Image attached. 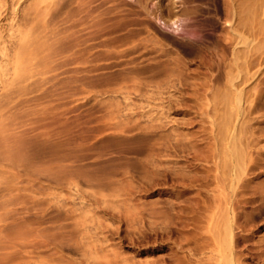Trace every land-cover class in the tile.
<instances>
[{
    "label": "rangeland",
    "instance_id": "rangeland-1",
    "mask_svg": "<svg viewBox=\"0 0 264 264\" xmlns=\"http://www.w3.org/2000/svg\"><path fill=\"white\" fill-rule=\"evenodd\" d=\"M4 1L5 0H0V4L2 5ZM11 1L12 0H10L7 3H10ZM127 1L133 2V4H136L135 0H127ZM156 1L157 0H146L147 7L152 12L151 15L149 14L148 16H150L152 18V20H154L156 22V24L163 31H165L166 33L170 34L171 36H173L177 39H181L182 36L186 34V32H189V27L192 24V22H190V21L192 19L187 18L184 15H180L178 17L176 16L177 20L173 23L172 20H168L167 18H162L161 15L159 14V12L157 11ZM183 1H185V0H175V3H176V5H180L183 3ZM198 3H197V1H193L191 4L196 5ZM177 8H179V7H176L175 9H177ZM206 8H207V5H206ZM208 8H210L212 12H215V10L212 6H208ZM261 8L262 9L259 10L260 13H258V15H260L259 18L257 17L256 14L254 15L255 18H254V16L250 17V21L252 22L254 20L255 22L254 21L252 23L250 22L249 26L253 29L252 24L256 25V26H254V30H255L254 32H256V30L261 31L262 35H260V34H259V36H258V34L254 35L253 31L249 32L247 30L245 32V34L242 36V38H240V40H239V38H237L235 40L234 45H235L236 50H233V48H234L233 45H232L233 47H230L231 45L225 46L224 41L222 43V46L224 45L223 46L224 48L220 47V49H216L218 47H216V46L214 47L213 42H212L213 45L211 46L209 44L210 41H208V44L210 45L211 50H214V51H212L213 54L211 52V58L213 61L219 57V54H221V52H219V51H221V48H223L226 61L227 62L229 60L233 61V59H234L233 57H236L239 60L238 61L239 65H241L240 68L243 69V66L244 67L246 66L245 64L247 63L246 62L247 59H249L250 57L256 58L255 55H257V58L259 59V62H261V64L260 65L256 64V65L252 66L251 68L252 69L254 68L253 70L250 68L244 69L245 73L248 70H252L253 73L251 74L252 71L249 72L252 75V78L250 75H248L249 73L246 74V76L248 77V80L241 85V86H245L247 90L249 89L250 92L252 91L253 95H252V93L249 94V97L247 98L248 100L242 99L240 101V103H238L237 100H234V99L233 100H231V99L223 100L222 98H224V97L221 98L220 95L211 97L212 93L215 92L216 87L212 88V90L209 89L208 90L209 100L198 99V100H194V102H192V105H193L192 112L193 113L191 112V116L193 115L192 117H196V121L193 125L188 126L190 129L187 126H185V129L181 128V126H182L181 121H183L184 118L190 117V115H186V114H184V112L179 111V110L178 111L175 110V112H174V109H171L173 111V112H171V110L169 108L161 106L162 104H160V103H162V100L164 99V97H168V94L170 96H172L174 94V92H177V94H180V92L178 93V89H177L178 87L177 88L175 87L176 88L175 91H174L175 88H173V85L177 84L175 86H178L179 83L173 82V81L177 82V80H169V79L174 78V77H172V75L165 76L167 79L164 80V75H161V73H159V71L157 72L156 68L154 70L153 65L159 59L163 60L164 58H166V60L167 59H171V60L173 59L174 60V58H175L174 61H176V59L179 58L177 56H180L179 59H180V61L182 60L181 62H183L182 63L183 66H184V64H185L184 67L187 66L186 67L187 69L183 68L184 72L187 71L186 73L192 74L193 72L195 73V71L197 72L200 70L204 71V72L207 71V73L210 72V70H211L210 73H214V72H216V70H215L216 68L212 67V68H210V70H209V68L204 70L205 67H202V68H204V69H202L201 67H199L200 66L199 62H198L199 58H195L197 56H195L193 53H186L185 54L184 52L181 51V48L178 44L173 42L171 39H170L171 41L168 40V38H166L165 36H163L161 34H158V33L156 34L152 29H149V32L152 31L154 33L153 34L151 32L155 36V38L158 39L157 40L153 37L154 40H157L158 43L161 45H158L159 49H158V47H155L153 52L150 53V55L146 54V56L145 55L142 56L144 54L143 52L140 53V52L136 51V52H133L135 54L131 53V54L126 56L127 58L126 57L122 58V56L124 57V55H120L119 52H118L119 54L114 52L113 54H110V55L108 53H106L104 50L105 46L103 47V45L102 46L100 45L99 47L97 46L93 49L95 56H94V53L91 54L89 52H82V51H74V53H72L73 51H70V53H72V54L66 52V53H64V57L57 56L58 59H52L51 58V61L52 60L62 61V59L65 58V59H63L64 66L62 65L61 66L62 68L59 69V66L57 65L59 61H57V63H56V61H53V63L55 62L53 64L51 61H49L50 59L47 58V62H49V63H47L45 66L39 68L38 69L39 71L35 72V75L27 82L28 86H27L26 82L24 83L25 84L24 87L22 85H20L23 87V89L19 87L20 91L19 90L18 91L20 92L21 97L19 96L20 98L18 100H20V99L28 100V98H29V100H30V102H32V104H30V102H27V103H29L32 106L34 105L33 104L34 100L35 101L38 100V102H37L38 104H40L39 102H41L42 100H45L46 107L48 108L47 113L49 114V115H47V118L45 120L46 123L49 124V125L47 124L49 126V127L47 126L48 127L47 131L49 130L47 137H49L48 138V144L50 146V148L47 150L48 151L47 152L48 158H46L47 159L46 162H48L47 165H50L52 168L51 167L49 168L47 165H45L47 167L46 177L44 178L43 177L44 174H41V176H39L40 177L39 181H38L39 177L37 176V175H39V174H37L38 173L37 167H35V170L29 175V177L32 181V179L37 174L36 176L38 178L35 177L32 181L34 183V185H36V183L37 184L39 183V185H40V181L44 182V183L48 182L46 184L47 185L49 184L48 185V189H49L48 192L49 193H47L48 194L47 196L49 199L48 204H49V207L51 209V211H50V209H49V211L51 213L49 212L48 222L46 221L44 225L42 224V226H39L38 225V223H39L38 222V213H36V210H34L36 214L34 215L35 218L34 217L33 218L36 220H35V223H33L35 226L33 227V225H32V227H33V229L34 228L35 229L33 231H31L34 234V236L32 234V236L34 237L33 238L34 241L40 242L38 244L39 247L36 249V251H40V252L45 251V254L47 252L48 253V256H47L48 260H50L49 264H162L163 262L166 264L167 261H168V263H170L172 261V259H171V253L172 252H170V251H173V250H180V251H178V253L182 257V261H183L182 264H189L190 262H191L190 264H194V263L197 264V262H195L194 259L192 260L193 257L191 258L188 254L190 252V246H188V247H186V246H187V244H189L191 246L194 244L193 246H195L196 242L199 243L200 241H197V239H196V242H195L194 240H195V238H197V236H195V238L193 237L194 239H192L191 236L189 235L188 240H192V242L194 241L193 243L192 242L188 243V241L187 242L184 241V242H186V244L183 242L182 247H178L179 245L176 246V241H179L180 234H183V233L180 232L177 227H175L176 226L175 220H177V219H175V214H177V216H178V217L176 216L178 218V221L176 223L179 222L177 226H179L180 222L183 220V219H180V221H179V216H182V214H183L182 211L186 210L184 212V214H185L184 219L186 216L189 219L186 217L187 219H185V223L190 221V223L187 224L188 226H189V224L190 225L198 224L199 227L201 225H203V229L205 231H206V227H208L209 225H207L208 223H206V221L202 220V219H205V217H203V215H205V214L210 215L211 214L210 216L213 217L212 223H214L215 226L214 225L211 226L212 223H209L210 224L209 227H212L211 229L215 228L217 230L218 227L216 228V226L219 225L220 220H222V218H223V215L226 217L229 215L228 217H230L233 220V223L235 222V218L233 216H231L234 213H233L232 208L230 207V206L233 207V205H235L234 204L235 201L239 202V203L236 202L238 204L237 212L240 213V214H238L240 216H237L239 228H240V225H243V228L245 227L243 230L239 229V231L242 234H245V238L242 242V245H244L242 255H245V253H246L245 251L248 250L247 254H246L248 256H246V255L243 256L244 261H243V258L241 256V260L244 262V264L247 262H248V264H264V261H262V259L264 260V210H263L264 207L262 206L264 204V202L262 203L264 196L262 195L263 193H261V192H263V189H264V83L263 84L261 83V81L264 80V41H263L264 39L260 40V39H262V37H264V10H263L264 4ZM145 14L146 13L144 12L143 16H145ZM261 14H262V16H261ZM222 16L224 17V15L220 14L218 17H222ZM13 17H14V10H13L12 5L9 7L8 12L5 11L4 9H2V14L0 16V89H1L0 92H2V87L6 84L5 83L6 82L5 74L7 72V69H9L11 66L10 65L11 63L9 62V58L12 54L13 41L15 39L13 36L15 34V31L11 28V25L14 22ZM223 19H222V21H223ZM213 30L208 29L207 31H210V33L213 36V40H214L215 38H217V36H219L220 32L216 31V30L213 31ZM145 31L147 32V30H145ZM145 31H143V34L140 33L141 36H143V37L145 36L144 35ZM120 32H122V31H120ZM120 32H119V34H118V32H115L114 36L120 35ZM215 32H219V33L217 34ZM214 33L217 35H213ZM140 34H139V36H140ZM214 36H215V38H214ZM137 37L138 36H136L135 38L141 39L140 37H138V38ZM97 40H99V39H97ZM213 40H211V41H213ZM158 43H156V44H158ZM156 48L159 51H163V52H161L163 54L161 55L160 52H158V53L156 52L157 55H153V54H155L154 52L156 51ZM100 49H103V50H101L102 51L101 53H104V54L99 56V54H101ZM217 50L219 53L217 52ZM215 52H217V54H214ZM261 52L263 53V55H262L263 58L262 57L260 58L258 56V54L261 56V54H260ZM82 53H83L84 57L82 56ZM159 53H160V56L158 55ZM66 54L68 55V57H66L67 56ZM74 54H75V56H73ZM117 54H118V57H119V55L121 57L118 58L116 56ZM138 54L139 55L141 54V56L138 57L139 56ZM147 55H149V57ZM88 56L90 58L92 57V59H90ZM73 57H75V58L71 59ZM79 57H81L80 62L78 61ZM53 58H56V56ZM87 58H89V61L92 62L93 64L92 63L89 64V62H86ZM137 58L138 59L141 58L140 61H142V59H145V58L146 59L148 58V59H147V61H146V59L143 60V63L137 64L138 63ZM66 59L69 60L70 63H68V61L66 62ZM136 59H137V61H135ZM195 59H197V60H195ZM73 60H77L78 62L73 61ZM93 60H94V62H93ZM122 60H123V62H122ZM151 60H152V62H150ZM127 61H128V63L130 61H132V62H130L131 64H128ZM145 61L148 64H146ZM96 62L98 63L97 65L99 67H97ZM184 62H186L187 65ZM85 63L89 64L88 66H91L90 67L91 69L89 68V71H88V66L85 65ZM151 63L153 64L151 67L152 69L147 68L146 65L147 66L151 65ZM141 64H143L144 66L143 65L141 66ZM137 65H140L141 67L139 68V66H137ZM57 66H58V69L56 68ZM85 66H86V68H84ZM125 66H127V67H125ZM144 67L146 70L144 69ZM93 68L95 70H93ZM213 70H215V71L213 72ZM254 70H255L256 74H254ZM235 72H236V70H235ZM210 73H208V75ZM170 74H172V73H170ZM244 74H243V72H242V74L239 73L240 76L244 75ZM170 76H171V78H170ZM60 77H62L63 79H61ZM133 77H135V78H133ZM168 77H169V79H168ZM161 78H162V80H164L163 83L164 84L167 83L168 85H170L174 92L172 91V89L169 90L168 88L165 87V86L169 87L167 84L164 86L161 84V87L158 86V82ZM190 79H192V77H190ZM239 79H240V77H239ZM169 81H172V83ZM160 83H162L161 80L159 82V85H160ZM217 85L220 86L222 84H220V85L217 84ZM257 85L260 87V89L257 88L258 87ZM222 86L224 87V85H222ZM222 86H220V87H222ZM132 87H134L135 89ZM137 87H139V90H137L138 89ZM154 88L155 89L157 88V89L155 90ZM255 88H257V89H255ZM221 89L222 88H220V90ZM225 89L227 90V88H224V90ZM224 90L222 92H224ZM150 91L153 93H151ZM156 91H157V93H156ZM166 91L168 94H165ZM149 92L151 93V95H150L151 97L149 96V94H150ZM160 92H161V94H159L160 97H158L159 96L158 93H160ZM169 92H171V93H169ZM153 94H154V96H152ZM156 94L158 95L157 96L158 98H156V96H155ZM176 95L174 94V97ZM257 95L259 98L255 97ZM160 98H161V100H160ZM158 100L160 101V103ZM134 101H136V102H134ZM132 102H134L133 104L136 106V107H134L136 110H134V108L132 109V106H134L132 104ZM252 102H253V105H252ZM138 103L141 106L140 109L138 107L139 106ZM38 104L33 106V107L36 106V108L38 110L34 109V110H36V111H34L33 107H32V111H30V112H32L31 114H33V112H36L38 114L40 113V109L38 108V106H39ZM233 105H235V106H233ZM250 105H251V107H250ZM39 107L41 108V105ZM167 109H168V117H166V119L168 118V120L170 122H167L168 120L166 121V119L164 117L162 118V116H161L163 114L162 112L164 110H165L164 114L166 113V115H167V112H166ZM251 109H252V112L249 111ZM137 112H141V114L137 113ZM228 112H232V113L234 112V115L237 117V122H238L237 130H238L239 134H247L248 135V133H250L253 130L252 131L253 133H250L248 135L250 137L251 141H253L255 144V147H254V144H252V142H251V146L253 145L252 147L254 150H252V147L250 148V150L254 151L253 155H255V156H253L254 158L251 160V162L254 163L255 161L256 162L258 161L260 163V165H259V163L256 164V166H254L253 164L248 165L247 168H249L250 165H253L254 169L253 170L250 169V168H253L252 166L249 168L250 170L246 169V171L247 170L251 171V172H249L250 174H248V171H247V173L245 171V173H246V174L244 173L245 176L242 175V179H240V181H239L240 184L238 183L239 185H242V186H239V188L237 187L240 192L238 191V189H236L237 192L235 191L234 194L237 195V197L234 195L235 197H233V199L235 198V200H233L231 197L227 198L228 202L225 200L226 199L225 195H226V197H228L227 191L231 192L230 183H231V179L235 175L233 174L234 171L231 170L230 164L227 165V166H229L228 168H230V169H228L227 166L223 165V167L225 166V169L227 168V170H225L223 168L224 171L221 170L222 172H224V174L221 173L223 176L221 174H218V175L220 177L222 176L221 182L222 183L224 182L223 183L224 186L221 185L222 184L221 182H219V185L223 186L224 188L225 187H228V188L224 189L218 185V189H220L219 187H221L222 189H220V190H223V192L225 191L226 194H224L225 193L224 192L223 195L220 194L218 196L221 198L224 197L225 199L224 198L219 199L218 197H216L217 202L221 201V200H223L221 202H224V200L227 202L226 205H225V202L223 203V207H224L223 208V207H221L222 206L221 202L220 203L218 202L217 205L215 202L214 204H212L213 206H211V204L209 202L211 199H212L211 203L214 201L213 200V199H215L214 196H211L212 197L211 198L208 195V196H206L207 197L206 198L205 194H202L203 196H200V195L197 196L195 194L197 196V198L196 197L194 198L193 197L194 195H192V194H194L195 192L193 191L192 187L188 188L187 191H185V193H184L185 188H183V187H186V186H184V184L182 182H180V183H182V184H180L178 181H180L184 178V180H182V181H186V183H188V182H190L191 178L194 177V175L198 174L199 177H201L203 172L204 173L207 172L206 176H205L207 178V181L210 183L211 177H212L211 182L214 184L216 183V180H214L215 182L213 181V176H214V179L216 176V171H215L216 169L211 170V167L213 166L212 168H214V166H215V168H216V164H214V163H216L217 160L219 161L220 160L219 158H221L222 155L224 156L225 150H226V147H225L226 143L223 142L221 140V138H218L216 140L212 139L213 137H211V134L213 136V133L211 132V128H213V125H212L211 121L214 119L216 122V125L219 124L222 115L227 114ZM20 113H22L21 116H23V112H20ZM36 113L34 115H31L30 113L24 114V115H26L27 119H25L24 116L22 118L19 115L17 118L14 119L15 121H13V123H14L13 125H11V119H9L10 122L8 121L9 124L6 122L7 119L5 121H4V118L2 119L3 122H0V125H1L0 128L3 127V125L8 124V125H5V127H7L6 129L7 130L9 129V131H10V132L7 131L5 128H3L2 131L0 129V139H1L0 142L1 143L5 142V143H3L4 145L9 144V145H7V147L9 146V148H6V145H5V147H3L4 150L2 149L3 145L0 144L1 145L0 151L2 153V156H3V154H6L8 152L7 150L12 149L13 146L15 147L16 143L13 144V142H16L15 140H18V138L21 137L20 135H23V137H25V136L29 137L32 134L34 137V144H33L34 154H33V152H32V154H33V156H36V157L34 158L31 156L30 160L32 158H34V159H32V162H33L36 158L37 159L40 158V154H41V151L39 148V139L40 138L38 137V136H40L39 135L40 133H38V132H41V127L39 125V122H41V121H38V120H40V118L38 119ZM134 113H136V114H134ZM131 114H132V116L135 115L136 118L134 116L132 118V116H130ZM154 115H155V117H154ZM158 115H159V119H158ZM185 115H186V117H185ZM33 116H36V117H34L35 119L33 118ZM137 116H139L138 120H137L139 122V124L140 123L143 124V128L142 127H141V129H140V127L137 128V130L139 129L138 131L141 130L140 132H142L144 130L143 131L144 133L142 132L143 134H149L150 132H152V134L155 136V138H159L160 136H162L161 135L162 132L164 134H166L165 130L167 129L166 131L167 132L169 131V133H167V134L174 135V133L176 132L175 136H177V137H175V136L172 137L170 135H168L169 136L168 137L166 134V138L168 137L167 139L169 140V139H171V137H172V139H174V137H175L174 140L177 141V143L175 141L172 142L169 140L170 143L171 142L173 143L170 145L169 141H167V139H165V140H163V141H165L164 144H166L165 148H164V145L157 143V141H154L153 139H152V141L150 139V141L153 144L150 142H147L149 140L146 137H144L145 135L143 136L142 133L136 132V129L135 130H128L130 124L127 123L129 125H127V127H126V121H130L131 118L137 119ZM149 116H150V118H149ZM152 116L154 118H156L158 123H155V121H154L155 119ZM236 117H235V119H236ZM160 119H163V120H161L162 122L160 121ZM178 119H181V120L178 121ZM2 120L0 119V121H2ZM26 120L28 123L26 122ZM173 120H174V122H173ZM18 121L19 122L21 121V122L19 123ZM30 121L31 122L33 121L32 122L33 124ZM153 121H154V123H153ZM176 121L179 122L180 124L178 123V125H177V123H175ZM17 122H18V125L19 124L24 125L22 123H26L23 126L25 128L21 127L20 125H19L20 127L17 126L16 125ZM123 122L125 123V125L121 126V124H124ZM149 122L153 123L152 126L149 125V124H151ZM159 122H161V123L159 124ZM163 122H165V123L163 124ZM166 123H167V125H166ZM30 124H31V127H30ZM142 124H140V126H142ZM144 124H146L147 126ZM155 124H158V125L162 124V126H164V127L162 128V126L160 127L158 125L156 127ZM175 124H176L177 128H176ZM240 124H242V126L244 127V130H247L248 133H246V131L241 132V129L243 127ZM9 125H11L12 128H9ZM148 125H149V127H151V129H149ZM15 127H18L19 129H17ZM158 127H160V129L162 130V131H160L161 133L159 132ZM172 127H175L172 129L173 131L171 130ZM217 127L214 126V129H216ZM147 128H148V130H150L149 133H148V130H146ZM164 128H165V130H163ZM238 128H240V130ZM12 129H13V132H12ZM38 129H40V130H38ZM176 129H177V131H176ZM3 130H5V133H8V136L5 137L6 134L4 133L5 135L3 137V135H2ZM145 130H146V132H145ZM170 130L172 132H170ZM198 130L204 132L202 134H204V136L206 134V136L209 138L207 140L205 139V141H204L205 143H206V141L210 140V142H207L208 148H206L207 145L205 143H202V146H203V144L205 145V147L203 146L204 148H202V146H201V149H205V151L203 152L205 159H203V157L201 156L202 158H200V160L194 159L192 157V153H189L190 152L189 146H191V144H192L190 142L191 133L192 132H199ZM217 130H218V128L216 129V131ZM249 130H250V132H249ZM20 131L22 134H19ZM28 131H30V133ZM127 131H131V132L127 133ZM132 131H134V132H132ZM178 131L181 133V135L178 134ZM154 132H156V133L154 134ZM186 132H189V133L186 134ZM243 132H245V133H243ZM254 132H255V134H254ZM137 134H138V137H140L141 139L137 138ZM141 134H142V137H141ZM188 135H190V136H188ZM247 135H246V137H248ZM132 136H133V140L131 138ZM187 136L189 138V141H188ZM123 137H125V140L122 139ZM207 137H205V138H207ZM246 137H245V139H246ZM4 138H5V140H4ZM13 139H14V141H13ZM129 139H131L132 142L129 141ZM145 139H147V141ZM185 139H187V141ZM2 140H4V141H2ZM180 140L183 142L181 143ZM139 141L142 144L144 142V144H146L145 145L146 147L149 146V144H151L154 148L151 145H150L151 147L150 146L149 147L153 148L154 151L152 149H150L149 147H147V148L144 147ZM136 142L139 143V145H137ZM188 142L190 143V145ZM11 143L13 144V146ZM131 144H132V146H131ZM158 144H159L160 148L156 147V146H158ZM167 144H169V145L167 146ZM174 144H175V146H174ZM209 144H210V146H209ZM161 145H162V147H161ZM217 145L219 147H223V148H220L221 151L219 150V147ZM11 146H12V148H10ZM139 146H141V147H139ZM170 146H171V148H170ZM211 146H212V150L210 149ZM172 147L174 150L172 149ZM5 148L7 149L6 153L2 152V151H5ZM141 148L144 151L147 150V152H142L143 150ZM169 148H170L169 151H171V150H173V151L169 152L167 150ZM215 148H216V150L218 149L222 153L221 156H220L219 151L218 150L216 151ZM160 149H162V151H160ZM179 149H180V151H179ZM207 149H209V150H207ZM258 149L261 151V154H260V151H258ZM49 150H50V152H49ZM150 150L153 153L155 152L154 153L155 155L152 152L149 153ZM157 150H159V151H157ZM166 150L169 152V154L166 152ZM38 151H39V154L38 155L35 154V153H38ZM163 151H165V155H167V156H164ZM207 151L209 154H207ZM1 153H0V156H1ZM160 153L162 156L160 155ZM150 154L151 155L153 154L154 156L153 155L151 156ZM156 154H157V156H156ZM259 154H260V156H258ZM148 156L150 157V159ZM151 157H153V161L151 160L152 159ZM206 157H207V159L208 158L209 159L207 160ZM211 157H212V159H211L212 161H210ZM213 157H214V160H213ZM255 157L257 159L259 157L260 158L257 160ZM49 158L51 160V163L49 162ZM157 158H159V159H157ZM163 158L164 159L167 158V159L164 160ZM168 158H170L171 160L169 159V161H168ZM215 159H216V161H215ZM40 160L41 159H39L38 161H40ZM188 160H189V162H188ZM203 160L205 162H203ZM222 160L223 159L221 158L220 162ZM35 161L33 162V164L36 163ZM191 162H192V164H191ZM206 162H207V164H206ZM212 162H214L213 163L214 165L210 166V168H209L208 165H211ZM37 163H39V162H37ZM140 163H142V164L144 163L143 167H145V168L143 170L146 169V171H148L147 175L149 173H151L150 171H152V174L151 175L149 174L150 177H152V178L154 177L153 179L151 178L152 180L150 179V177H147L145 175L146 173H144V172H146V171L142 170V172H141V169H139V168H143V167L141 166L142 164L140 165ZM204 164H206V165H204ZM139 165H140V167H139ZM162 165H164V166L167 165V170H166V166L164 169V167ZM181 165L184 166V168H182V170H184L183 173L185 174V176H187V175L189 176V174H190L189 177L187 176L188 178L186 177L187 179H185V176L183 173L182 174L178 173L181 170L179 168ZM168 166H169V168H168ZM174 166L175 167L179 166L178 168L180 170L176 167L177 168L176 171L178 170L177 173L179 175H181V176H179V178L176 177V176H178V174L175 173V171H172V170H175ZM220 166L222 167V164ZM162 167H163V169H162ZM194 167L198 168L199 171L197 172V170L194 169ZM38 168H39V166H38ZM134 169H136L135 171H138V172H135ZM168 169L171 171H169ZM49 170H51L50 173H49ZM200 170L203 172H201ZM36 171H37V173H36ZM139 171H140V174L143 173L146 176V178L142 177L143 174H142V176L139 175ZM185 171H186V173H185ZM212 171H215V172H213L214 174L211 173ZM160 172L162 173L161 177H159ZM171 173L173 175L174 174H177V175L173 176ZM209 173H210V175H209ZM163 174H164V177H163ZM165 174H168L169 176L165 175ZM170 174H171V176H170ZM204 175L205 174H203V176ZM207 175H208V177H207ZM182 176H184V177L182 178ZM171 177H176V178H171ZM224 177H226V179H224ZM246 177H247V179L248 178L249 179L247 180ZM43 178H44V180H42ZM161 178H163V183H165V185L164 184L161 185L162 181H161V183L159 181V180H162ZM165 178H166V180H165ZM167 178L169 180V183L171 181L170 179H176V180H172V182L176 181L178 183L176 184V182H175V184H173L171 182V184L173 186H170ZM243 179H244V181H243ZM155 180H156V183H155ZM145 181L148 182L147 186L145 185V183H146ZM149 181L151 184L153 182L155 183V184H153L154 187L149 184ZM246 181H248V182H246ZM100 183H102L101 186H100ZM158 184H160V185H158ZM214 184H211L212 187L215 186L217 183L215 185ZM102 185L105 187H108V188L104 187L102 189V187H103ZM149 185H150V187H149ZM181 185H183V187ZM151 186L153 188H151ZM147 187H148V190H147ZM179 187L181 188V190ZM241 187H243V190H245V191H242ZM115 189L117 192L114 191ZM228 189H230V190H228ZM255 189H256V193H258L259 196L261 193L262 196L260 198H258L259 197V196H257L258 194L253 192V191H255ZM174 190H176V191H174ZM186 192L187 193L192 192V193L187 194ZM203 192H205L207 194L210 193V191H207L206 189H203ZM250 193H252V194L250 195ZM177 194H180L179 195L180 197ZM240 194H242V195H240ZM243 195L245 197H247V198L243 197V199L245 198L246 203L244 202V200H241L242 199L241 197ZM183 196H185L186 198H183ZM189 196H191V198L193 197V199H194V200L192 199L193 202H192L191 198H189ZM248 196H251L252 200ZM202 197H205L206 199L204 198L205 200L204 199L202 200ZM188 198L191 200V203H193V205H195V206H190V208H188L189 207L187 205V201H189ZM239 198H241L240 201H239ZM28 199L29 198H27V200ZM228 199H232L233 201L232 200L229 201ZM248 200H251L250 201L251 203H249ZM31 201H32V199H31ZM203 201H204L205 205L202 203ZM240 202H244V204L240 203ZM178 203H182V204H179V207H177ZM189 203H190V201L188 202V204ZM29 204H30V202H29ZM31 204H33V203H31ZM184 204H185V209H184V206H182ZM228 204H230V205H228ZM27 205H28V203H27ZM186 205H187V207H186ZM208 205H209L210 210L212 208V212H210L209 209L208 210L204 209L205 211L203 210V208L205 206H208ZM224 205L227 207H225ZM28 206H31V205H28ZM180 206H182L181 207L182 209L180 208ZM218 206H220L221 209H224V212L222 211L223 214L218 213V212H221L220 208H219L220 209L219 211L216 209V207L218 208ZM228 206L230 208L229 211L231 213L228 212V209H227ZM193 207H195V208H193ZM196 207H198L199 210ZM225 208H226V210H225ZM239 208H240V210H239ZM179 209H181V210H179ZM189 209L190 210L193 209L194 212L196 209L197 213L196 212L193 213V210L191 211L193 215H190L191 212L186 213L187 211H190ZM200 209L204 211V214H203V212H201L203 215L200 213V211H201ZM135 212H136V214H134ZM178 213H180V215ZM112 214H115V215H112ZM139 214L141 216L143 214L144 217L143 216L141 217ZM199 214H201L202 218L200 217ZM119 215L121 217V220L119 218ZM123 215H124V218L125 217L127 218L128 217L127 215H129L130 218H127V220L129 221L128 224H130L129 219H131V218H132V222H137L136 228L134 226L135 223H133V225H131V224L129 225L131 234H132V226H134L135 231L137 229H139V227H142L139 229L141 231H143L142 229H144L145 234H143L144 233V231H143V232H141L142 236H140V240H142V242H140V240L136 239L137 235H138L137 238H139V232L137 235L135 234L137 232L133 233L132 238L134 236L135 237L133 239L131 238V236L129 235V232H128L129 227L127 224H125L126 221L123 220V217H122ZM130 215L135 216V218L140 217V218H142V221H140L141 219H138V221H137V219L135 220V218L131 217ZM244 216H245L246 220H244V218H243ZM199 217H200V219H199ZM118 218H119V220H118ZM190 218H191V220H190ZM192 218H193V220H192ZM217 218L219 220L218 225H216L217 222H214L215 220L217 221ZM186 220H188V221H186ZM240 220H241V222L244 221L243 222L244 224L239 222ZM172 223H174V224H172ZM169 224H170L171 228L174 225L175 226L171 229ZM246 224H247V226H246ZM121 225H122V228H124V230L121 228ZM125 225H126V229H127L128 234L125 233V230H126ZM46 226H47L46 230L42 231L41 228L46 227ZM137 226H139V227H137ZM164 226H165V228H167L169 226L170 230H169V228H167L168 233L162 231V230L166 231L163 228ZM185 226H186V224H185ZM185 226H183L184 230L186 229ZM188 226H187L186 230L190 229V231H191L192 226L189 228H188ZM161 228H162V230H161ZM174 228L178 231H176ZM198 228L194 229L192 227V229L197 230V231H198ZM241 228H242V226H241ZM201 229H202V226L199 229V231ZM30 230H32V228H30ZM139 230H137V231H139ZM156 230H158V231H156ZM159 230H161L162 233H161V231L159 232ZM171 230L174 232L171 233L170 232ZM246 230H248V231L246 232ZM192 231L190 233L191 235H193L195 233L197 234L199 232V231L198 232L196 231V232L192 233ZM178 232H179V235L177 236ZM123 233L125 235H122ZM147 234L148 235L150 234L149 237L151 239L147 236ZM158 234L161 235V237ZM167 234L168 235L171 234V236L170 237L166 236ZM144 235L148 239H146L144 237ZM157 235L159 237H157ZM129 236L132 240L130 238H128ZM183 236H181L182 237L181 240L184 238ZM152 237L154 239L156 238L155 240L157 242H154V239H152ZM167 237L169 239H167ZM173 237L174 238L178 237V238L173 241L174 243H171V241H172L171 238L174 239ZM159 239L160 240L162 239L164 241H162V240L160 241ZM42 240H43V242H42ZM136 240H137V242H136ZM168 240H170V242ZM45 242H46L45 247H41V245H44ZM173 245L176 246L177 248L176 247L174 248ZM169 246H171V248ZM172 247H173V250H172ZM28 248H31V246H29ZM180 248L182 249L184 254L180 253V252H182ZM252 252L254 253V255ZM37 253L38 252L33 254L34 257L32 258V261L31 260H30V262L24 261L25 262L24 264H27V263L28 264H46L47 262L45 263L43 261H44V259L46 261L47 257L44 256L43 257L44 259H42V257L39 256L40 253H38V254ZM249 253H250V255L252 254L251 257L249 255ZM36 254L38 255V257H36ZM167 254L170 256V258L167 256ZM260 254L263 258L260 256ZM256 255H257V257H256ZM19 256L16 255L15 259L16 258L20 259ZM41 256H42V254H41ZM183 256H185L187 261H185V258ZM258 257L260 260L258 259ZM190 258L193 261V263L190 260ZM15 259H14V261H16L15 263L10 260L9 264H17L18 261ZM36 259H37V261H35ZM256 259H258V263H256L257 262ZM188 261H189V263H188ZM11 262H13V263H11ZM21 262H22V260L20 261V263ZM20 263L18 262V264H20Z\"/></svg>",
    "mask_w": 264,
    "mask_h": 264
},
{
    "label": "bare ground",
    "instance_id": "bare-ground-1",
    "mask_svg": "<svg viewBox=\"0 0 264 264\" xmlns=\"http://www.w3.org/2000/svg\"><path fill=\"white\" fill-rule=\"evenodd\" d=\"M9 1L10 0H5L2 5L0 4V16L2 14V9H4L5 11L8 12L9 7L11 5L13 6V10H14L13 21L14 22L12 23L11 28L15 31V34L13 35L15 39L13 41L12 54L9 58V62L11 63L10 64L11 66L9 69H7L6 74L4 73L6 76V82H5L6 84L2 87V92H0V119L2 120L4 118V121L7 119V121H6L7 123L9 121V119H11V125L14 124L13 121H15L14 120L15 118H17L19 115L20 116L22 115V113H20V112H23L24 118L27 119L26 115H24V114H29V113L31 114L32 112H30V111H32V107L34 105L38 104L37 103L38 100L37 101L34 100L33 101L34 105L33 106L30 105V104H32V102H30L29 98H28V100H26L25 98H24L25 100H22V99L18 100L21 97L20 92H19L20 91L19 87L23 89V87L25 85L24 83L26 82V84H27V82L35 75V72L39 71L38 70L39 68H41V67L45 66L47 63H49V62H47V58L50 59L49 61H51V58L52 59H58L57 56L64 57V53H66V52L70 53V51H73L72 53H74V51H82V52H89V53L93 54L94 53L93 49L97 46L99 47L100 45L101 46L103 45V47L105 46L104 50L109 55L113 54L114 52L115 53L119 52L120 55H124V57L122 56V58H125L127 55H129L133 52H136V51H138L140 53L143 52L144 54L142 56H144V55L146 56V54L150 55V53L153 52L154 48L158 47V45H161V44L158 43V41H157L158 39L155 38V36L153 35L154 33L152 31L149 32V29H152L156 34L158 33V34L165 36L166 38H168V40L171 39L173 42H175L176 44H178L180 46L181 51L184 52L185 54L186 53H193L195 56H197L195 58H199L198 59V62L200 65L199 67H201V68L205 67V69L204 68H202V69L206 70L207 68H209V70H210V68H212V67L216 68L215 69L216 72H214L215 70H213L214 73H210L211 72V70H210V72H208V73H210L209 75H208L207 71L204 72L201 70L197 71V72L195 71V73L193 72L192 74L186 73L187 71L184 72L183 68H186L187 66L184 67L185 64L183 66V64H182L183 62H181L182 60L180 61V59H179L180 56H177V57H179L178 58L179 60L176 59V61H174L175 60L174 57H173L174 60L173 59L172 60L171 59L166 60V58H164L163 60L162 59H159L158 61L155 60L156 63L154 65L152 63H151V65H148V66L146 65L147 68H151L153 65L154 70L156 68L157 72L159 71V73H161V75H164V80L167 79L165 76L172 75V77H174V78L169 79V77H168V79L169 80H177V82L176 81H173V82L179 83L178 86H175V85H177L175 83H174L175 85H173V88L178 87L177 88L178 93L180 92V94H177V92H174L176 90V88L173 91L171 86L165 82L170 88L167 86H165V87L168 88L169 90L172 89L174 94L175 95L177 94V95L174 97V94L172 93L173 95L170 96L166 91L165 94H168V97H164V99L162 100V103H160L159 100L158 101L160 104H162L161 106L167 107L170 110L174 109V112H175V110H177V111L179 110V111L184 112V114H186V115H190V117L184 118L183 121H181V123H182L181 128L185 129V126L188 127V126L193 125L195 123L196 117H192L193 115L191 116V112L193 109L192 102H194V100H198V99L209 100V97H208L209 96V93H208L209 89L212 90V88L216 87V90L214 93H212L211 97L220 95L221 98L224 97V98H222L223 100H225V99L233 100L234 99V100H237L238 103H240V101L242 99L243 100L247 99L249 97V94L252 93V91L250 92L249 89L247 90L245 86H241V85L248 80V77L246 76V74H248L249 72H251L254 69V68L252 69L251 67L256 65V64H258V65L261 64V62H259V59L257 58V55H255L256 58L250 57L249 59H247V61H246L247 63L245 64L246 66L245 67L243 66V69H241L240 68L241 65H239L238 58L233 57L234 58L233 61H231V60H229L230 62L226 61V58L224 56L225 54H224V49H223L224 47L223 46L224 45L225 46L231 45L230 47L234 46L233 50H236L235 45H234L235 40L237 38H239V40H240V38H242V36L245 34V32L247 30L249 32L255 31L254 26H256V25L252 24L253 29L249 26V23L251 22L250 17L254 16L256 14L257 17L259 18L260 15H258V13H260L259 10L262 9L261 7L264 4V0H185V1H183L182 4L179 3L180 5H176L175 0H157L156 1V8H157V11L159 12V14L161 15L162 18H167L168 20H172L173 23L177 20L176 16L178 17L180 15H184L187 18L192 19L190 21V22H192V24L190 23L191 26L189 27V32H186V34L183 35L181 39H177V38L171 36L170 34L166 33L165 31H163L156 24V22L154 20H152V18L150 16H148L149 14L151 15L152 12L150 9H148L146 0H135L136 4H133V2H129L127 0H12L10 2L11 4L7 3ZM193 1H197V3L198 2L199 3L196 5H193V4H191ZM206 5H207V8H206ZM208 6H212L214 8L215 12H212L211 9L208 8ZM176 7H179V8L175 9ZM144 12L146 13L145 16H143ZM220 14L224 15V17L223 16L218 17ZM262 14H261V16H262ZM254 18H255V16H254ZM222 19H223V21H222ZM208 29L209 30L214 29L216 31H219L221 34L219 32H215L217 34L219 33V36H217V38H215V36H214L215 39L213 40L212 34L210 33V31H207ZM145 30H147V32ZM120 31H122V32H120ZM143 31H145L144 37L141 36V34H143ZM115 32H118V34L120 32V35L114 36ZM215 33L213 35H217ZM139 34L141 37L139 36ZM255 34H258V36H259V34L262 35L261 31H257V30H256V32H254V35ZM136 36L140 37L141 39H136L135 38ZM153 37L157 40H154ZM97 39H99V40H97ZM263 39H264V37H262V39H260V40H263ZM211 40H213V41H211ZM208 41H210L209 44L211 46L213 45L212 44V42H213L214 43L213 46L218 47L216 49H220V47H223V48H221V51H219V52H221V54H219L218 58L215 57L216 59L214 61L211 58V52L214 50H211V47L208 44ZM223 41L225 42V44L222 46ZM156 43H158V44H156ZM158 49H159V47H158ZM158 49L156 48V51L154 52L155 54H153V55H157L156 52L157 53L163 52V51H159ZM101 50H103V49H100V53L102 52ZM217 52H218V50H217ZM217 52H215L214 54H217ZM72 53H70V54H72ZM160 53L158 54L159 56H160ZM103 54L104 53H101V54H99V56L103 55ZM118 54L116 55L117 57H118ZM133 54H135V53H133ZM162 54L163 53H161V55ZM212 54H213V52H212ZM260 54H261V56L259 54H258V56L260 58L261 57L263 58V56H262L263 53L261 52ZM120 55H119V57H121ZM149 55H147V56L149 57ZM55 56H56V58H53ZM73 56H75V54ZM82 56L84 57L83 53H82ZM94 56H95V53H94ZM140 56H141V54L138 57H140ZM66 57H68V55ZM81 57H79V59H78L79 62L81 60L80 59ZM74 58L75 57H73L71 59H74ZM89 58H87L86 62H89V64H90L92 62L89 61ZM63 59H65V58H63ZM63 59H62V61L57 60V61H59L57 64L59 66V69L62 68L61 67L62 65L64 66ZM90 59H92V57ZM137 59L135 61H137ZM145 59H142V61H140L141 60V58H140L137 61L138 63L137 62L136 63L137 64L143 63V60H145ZM147 59H146V61H147ZM94 60H93V62H94ZM195 60H197V59H195ZM53 61H56V60H52L51 62L53 63ZM57 61H56V63H57ZM67 61H68V63H70L69 60L66 59V62ZM73 61L78 62L77 60H73ZM146 61H145V63H146ZM122 62H123V60H122ZM130 62H132V61H130ZM130 62L128 63V61H127L128 64H131ZM150 62H152V60ZM184 63H186V62H184ZM89 64L85 63V65H87V66ZM97 64L98 63L96 62V65ZM146 64H148V63H146ZM142 65L143 64H141V66ZM186 65H187V63H186ZM58 66L56 67L57 69H58ZM137 66H139V68L141 67L140 65H137ZM90 67L91 66H88V71H89ZM97 67H99V66L97 65ZM125 67H127V66H125ZM84 68H86V66ZM246 68H250L252 70H248L245 73L244 69H246ZM144 69H145V67H144ZM93 70H95V69L93 68ZM235 70H236V72H235ZM242 72H243V74L244 73L245 74L240 76L239 73L242 74ZM170 73H172V74H170ZM252 73H253V71L251 72V74ZM251 74L249 73L248 75H250L252 78ZM254 74H256L255 70H254ZM190 77H192V79H190ZM239 77H240V79H239ZM60 78L63 79L62 77H60ZM133 78H135V77H133ZM170 78H171V76H170ZM160 80L162 81V83H160V85H159ZM160 80L158 82V86L161 87V84L163 86L166 85L163 83L164 80H162V78ZM169 82L172 83V81H169ZM261 83L263 84L264 80L261 81ZM217 84H219V85L222 84V85H224V87L222 85H220V86H222V87H220ZM20 85H22L23 87ZM27 86H28V84H27ZM132 88H134V87H132ZM137 88H138L137 90H139V87H137ZM220 88H222L223 90H224V88H227V90L225 89L226 91L224 90V92H222L223 90L221 89L222 90L221 91ZM257 88L260 89L259 86ZM257 88H255V89H257ZM151 93H153V92H151ZM151 93L149 94V96L151 95ZM156 93H157V91H156ZM169 93H171V92H169ZM159 94H161V92L158 93V95ZM158 95L157 94L155 95L156 98L160 97V95L159 96ZM252 95H253V93H252ZM152 96H154V94ZM255 97L259 98L258 95ZM160 100H161V98H160ZM27 102H30V104ZM134 102H136V101H134ZM134 102H132V104ZM39 103L40 104H38V105L39 106L41 105V108L38 106V108L40 109V113L38 114L36 112H33V114H31V115H34L36 113L38 119L40 118V120H38V121H41V122H39V125L41 127V132H38V133H40L39 134L40 136H38V137L40 138L39 139V148H40L41 154H40L39 159H41V160L38 161L39 159L36 158L37 160L36 159H35L36 161L34 160L36 162V163H34L35 165L33 164L34 161L32 162V159H34L36 157V156H33V154H34V152H33L34 137L32 134H31L32 136L29 134L30 135L29 137H26V136L23 137V135H20L21 137H19L18 140H15L16 142H13L14 141V139H13V141H12L13 144L16 143L17 145L15 144V147H14L13 144L11 143L13 148H12V146L10 148H12V149L7 150L6 148H9V146L7 147V145H9V144H7V145L5 144L6 145L5 151H2V152H5V153L7 151L8 152L6 154H3V156H2V153L0 151V153H1V156H0V264H9L10 260L15 263L16 261H14V259H15L16 255H18V256L20 255L19 256L20 259L16 258L15 260H17L19 263L22 260V262H21L22 264H24L25 262H28V261L30 262V260L32 261V258L34 257L33 254L36 252L40 253L39 256L42 257V259H44L43 258L44 256H46V257L48 256V253L46 252V254H47L46 255L45 251H43V250H42L43 252L36 251V249L39 247L38 244L40 242L34 241V239H33L34 234H33V232H31L35 229V228L33 229V227L35 226L33 223H35V220H36V219H34L35 218L34 215L36 213H38V222H39L38 225L42 226V224L44 225L46 221L48 222V215H49V212L51 211L49 204H48L49 199L47 196L48 195L47 193H49L48 192V190H49L48 185L49 184L47 185L46 183H48V182L44 183V182L40 181V185H39V183L37 184L36 182H35L36 185H34V183L32 182L35 177H37V176L39 177V176H41V174H44V176H43L44 178L46 177L47 167L45 165L48 164V162H46L47 161L46 158H48L47 157V152H48L47 150L50 148V146L48 144V138L49 137H47L48 136L47 134L49 133V130L47 131L49 124L46 123V121H45L47 118V115H49L47 113L48 108L46 107L45 100H42ZM252 105H253V102H252ZM233 106H235V105H233ZM134 107H136V106L135 105L132 106V109ZM138 107L140 109V107H141L140 104ZM250 107H251V105H250ZM34 109H37L36 106L33 107V110ZM134 110H136V109L134 108ZM34 111H36V110H34ZM164 111L162 112L163 114H164ZM249 111L252 112V109ZM166 112H167V115H166V113L164 115L162 114L161 115L162 118L164 117L166 119V117H168V109ZM171 112H173V111L171 110ZM137 113L141 114V112H137ZM134 114H136V113H134ZM186 115H185V117H186ZM23 116H21V117L23 118ZM130 116H132V114ZM133 116L135 117V115H133ZM133 116H132V118H133ZM34 117H36V116H33V118ZM138 117L139 116H137V119L131 118L132 120L130 119V121H126V127H127V125L130 124L128 130H135L136 129V132L141 131V130L138 131L139 129L137 130V128H139V127H140V129H141V127L143 128V124L140 123V124H142V126H140L139 122L137 121ZM154 117H155V115H154ZM235 117L236 116L234 115V112L233 113L228 112L227 114L222 115L221 120H220L219 124H217V125H216V122L214 119L212 121L210 120L212 125H213V128H211V132L213 133V136L211 134V137H213L212 139L216 140L218 138H221V140L226 143L225 154H224V156L222 155V157H221L223 159L221 161L222 163L220 162L221 158H219L220 159L219 161L218 160L216 161V159H215L216 163H214L215 162L214 161V162H212L211 165H208V167L210 168V166L216 164V168H215V166H214V168H212L213 167L212 166L211 170L216 169L215 170L216 171L215 179H214V176L213 175L212 176H213V181L216 180L217 184L215 183L216 184L215 185L214 183L211 182L212 177H211V181H210V183L214 184L215 186L212 187V185L207 181V178L205 177L206 173H207L206 171H205L206 173H204L203 171L200 170L201 172H203V174H205L204 176H203V174L201 177H199L198 174L194 175L193 178L190 177L191 178L190 182L186 183V181H182V180H184L183 177L185 176V174L183 173L184 170H182V168H184V166H182V165L180 167L178 166L182 171L176 166L180 170V172H178V170L176 171L177 168L175 166H174L175 170H172V171H175V173L178 172L179 174H182V173L184 174V176H182L183 179L182 180L179 179L180 181H178L179 183L182 182L184 184V186L187 187L186 188V187H183V185H181L183 188H185L184 193H185V191H187L188 188L192 187L193 191L195 192V193L193 192L194 194H192V195H194L193 196L194 198L195 197L197 198L198 195L203 196L202 194H205V197L208 195L210 197L214 196L215 199H213L214 201L212 203H211L212 199L210 200V202L208 201L211 204V206H213L212 204H214L215 202L217 205L218 202L220 203L221 201H223V200H221V201L217 202L216 197H218L220 194L223 195V193L225 192V191L223 192V190H220V189L224 188L223 187L224 182L223 183L221 182V177L223 176L222 174H224V172H222L221 170H223V168L225 169V166L230 164L231 170L234 171L233 174L235 175L234 177L232 176L233 177L232 179L230 178L231 179V183H230L231 192L227 191L228 197H226V195H225L226 199L224 197H222L227 201V198H229V197H231L232 199L235 196L237 197V195H235L234 192L236 191V189L239 188V186H242V185H239L240 184L239 181H240V179H242V175H244L246 169H248V170L252 169L253 170L254 169L253 165L256 166V164L259 163L258 161L257 162L255 161L254 162L255 164L253 162H251V160L254 158L253 156H255V155H253L254 151L250 150V148L253 146V145L251 146V142H252V144H254V142L251 141V139L248 135L250 133H253L252 132L253 130L251 132L249 130L250 133H248L247 130H244V127L242 126V124H240L243 127L241 129V132L246 131V133H248V135L247 134H239L238 130H237V127H238L237 117H236V119H235ZM149 118H150V116H149ZM154 119L153 120L155 121V123H158L156 118H154ZM158 119H159V115H158ZM161 120H163V119H160V121ZM167 120H168V118L166 119V121ZM179 120H181V119H178V121ZM154 121H153V123H154ZM0 122H3V120ZM18 122L16 124L17 126L20 125V124L18 125ZM26 122H27V120H26ZM151 122H149V123H151ZM161 122H159V124ZM165 122H163V124ZM167 122H170V121L168 120ZM173 122H174V120H173ZM127 123H129V124H127ZM153 123H151L149 125L152 126ZM175 123H177V125H178L179 122L176 121ZM8 124H5V125H8ZM22 124L25 125L26 123H22ZM5 125H3V127L0 128L1 131L3 128H5V129L7 128V127H5ZM11 125H9V128H12ZM24 125H20V126L23 127ZM122 125H125V123L121 124V126ZM144 125H146V124H144ZM149 125H148V127H149ZM155 125L157 127L158 124H155ZM166 125H167V123H166ZM158 126L161 127L162 124L158 125ZM175 126H176V124H175ZM214 126H216V127L218 126L217 131H216L217 128L214 129ZM30 127H31V124H30ZM160 127H158L159 132L162 131L160 129ZM163 127L164 126H162V128ZM15 128L19 129L18 127H15ZM23 128H25V127H23ZM173 128H175V127H172L171 130ZM176 128H177V126H176ZM240 128H238V129L240 130ZM149 129H151V127H149ZM38 130H40V129H38ZM146 130H148V128ZM146 130H145V132H146ZM163 130H165V128ZM166 130H165V133L166 134L169 133V131L167 132ZM171 130H170V132L173 131V130L172 131ZM7 131H9V129ZM176 131H177V129H176ZM12 132H13V129H12ZM28 132L30 133V131H28ZM129 132H131V131H127V133H129ZM132 132H134V131H132ZM142 132H140V133H142ZM149 132H150V130H148V133ZM199 132H192L191 133L190 142L192 144H191V146H189L190 147L189 153H192V157L194 159H197V160L198 159L200 160V158H202V157H203V159H205V156L203 154L205 149H201V146H202V143H205L204 142L205 139L206 140L209 139L206 136V134H205V136H204V134H202L204 132H202V131H199ZM4 133H5V130H3V132H2L3 137L5 134H6L5 137L8 136V133H5V134ZM155 133L156 132H154V134ZM187 133H189V132H186V134ZM243 133H245V132H243ZM19 134H22L21 131ZM142 134H141V137H142ZM166 134H164L162 132L161 133L162 136H160L159 138H155V136L152 134V132H150L149 134H143V136L145 135L144 137H146L149 140V141H147V139H145L147 142L152 143L151 141L153 139L154 141H157V143L164 145V148H165L166 144H164L165 141H163V140L167 139L169 137L168 135H170L172 137L175 136L176 132L174 133V135L167 134V136H168L167 138H166ZM178 134L181 135V133L179 131H178ZM254 134H255V132H254ZM246 135L248 137H246ZM188 136H190V135H188ZM188 136H187V138H188ZM172 137H171V139H172ZM175 137H177V136H175ZM175 137H174V139H175ZM205 137H207V138H205ZM245 137L247 140L245 139ZM131 138L133 140V136ZM137 138H140V137H138V134H137ZM122 139L125 140V137H123ZM150 139H151V141H150ZM171 139H169V140L172 142L175 141L174 139H172V140ZM4 140H5V138H4ZM4 140H2V141H4ZM132 140L129 139V141H131V142H132ZM169 140L167 139V141H169ZM185 140L187 141V139H185ZM170 141H169V143H170ZM188 141H189V138H188ZM172 142L170 143V145L173 144ZM175 142L177 143V141H175ZM182 142L183 141H181V143ZM207 142H210V140L206 141V143H205L206 145H207ZM3 143H5V142H3ZM3 143L0 142V144L3 145L2 149L4 150L3 147H5V145ZM159 144H158V146H156V145L155 146L159 147ZM137 145H139V143H137ZM142 145L144 147H146L145 146L146 144H144V142ZM150 145L151 144H149V146ZM162 145H161V147H162ZM168 145L169 144H167V146ZM189 145H190V143H189ZM131 146H132V144H131ZM149 146H147V147H149ZM174 146H175V144H174ZM203 146L205 147L204 144H203ZM203 146H202V148H204ZM209 146H210V144H209ZM139 147H141V146H139ZM254 147H255V144H254ZM153 148H150V149H152L154 151ZM170 148H171V146H170ZM170 148L167 150L169 151ZM206 148H208V145L206 146ZM220 148H223V147H219V150L221 151ZM162 149H160V151H162ZM172 149H173V147H172ZM210 149L212 150V146ZM167 150H166V152L169 154V152L173 151L174 149L169 151V152ZM207 150H209V149H207ZM215 150H216V148H215ZM252 150H254L253 147H252ZM157 151H159V150H157ZM179 151H180V149H179ZM220 151H219V153L221 156L222 153ZM258 151H260V150L258 149ZM32 152H33V154H32ZM49 152H50V150H49ZM142 152H147V150L146 151L143 150ZM151 152L152 151L150 150L149 153H151ZM163 152H164L163 153L164 156H167V155H165V151H163ZM35 154L38 155L39 151H38V153H35ZM207 154H209L208 151H207ZM260 154H261V151H260ZM260 154L258 156H260ZM160 155H161V153H160ZM31 156L34 158H32L30 160ZM156 156H157V154H156ZM214 157H213V160H214ZM151 158H152L151 160L153 161V157H151ZM149 159H150V157H149ZM157 159H159V158H157ZM166 159H164V160H166ZM169 159L170 158H168V161H169ZM206 159H207V157H206ZM211 159H212V157L210 158V161H212ZM37 162H39V163H37ZM49 162L51 163L50 158H49ZM188 162H189V160H188ZM203 162H205V161L203 160ZM207 162H206V164H207ZM220 163L222 164V167L220 166L221 165ZM36 164L37 165L39 164L38 165L39 168ZM141 164L142 163H140V165ZM143 164L141 165L142 167L144 166ZM191 164H192V162H191ZM206 164H204V165H206ZM249 164H253V165H250V167L252 166L253 168H250V167H249L250 169L247 168ZM140 165H139V167H140ZM223 165H225V166L223 167ZM259 165H260V163H259ZM47 166L49 168L51 167L50 165H47ZM162 166L164 167V169L166 166V170H167V165H165V166L162 165ZM35 167H37L38 173H37V171H36V173L39 175L36 174L37 176L35 175V177L31 181L29 175L35 170ZM163 167H162V169H163ZM195 167H194V169H196L198 172L199 171L198 168H195ZM228 167L229 166H227V168ZM144 168L145 167L139 168V169H141V172H142V170ZM168 168H169V166H168ZM227 168L225 170H227ZM228 169H230V168H228ZM135 170L136 169H134V171ZM50 171L51 170H49V173H50ZM143 171H146V169ZM169 171H171V170H169ZM215 171H212L211 173L214 174L213 172H215ZM247 171H246V173H247ZM135 172H138V171H135ZM147 172L148 171L144 172V173H146L145 175L147 177H150V175L152 174V171H150L151 172V173H149L150 175L148 174L149 176L147 175ZM249 172H251V171H248V174H250ZM185 173H186V171H185ZM142 174H140V171H139V175L142 176ZM171 174H170V176H171ZM177 174H174V175L176 176ZM179 174L176 177L179 178V176H181ZM218 174H221L222 176L220 177ZM145 175L143 174L142 177L146 178ZM161 175H162V173L160 172L159 177H161ZM165 175H168V174H165ZM209 175H210V173H209ZM187 176H185V179H187L190 176V174L188 177ZM163 177H164V174H163ZM176 177H171V178H176ZM207 177H208V175H207ZM44 178L42 180H44ZM151 178L152 177H150V179ZM39 179H40V177L38 178V181H39ZM161 179L162 180H159L160 183L162 181L161 185L162 184L165 185V183H163V178H161ZM224 179H226V177H224ZM246 179H247V177H246ZM165 180H166V178H165ZM167 180H168V178H167ZM170 180H171L170 183H169V180H168V183L170 186H173L171 184V182H172V180H176V179H170ZM243 181H244V179H243ZM175 182H172V183L175 184ZM178 182H176V184ZM219 182H221L222 184L221 183L220 184L223 186L219 185ZM246 182H248V181H246ZM155 183H156V180H155ZM155 183L153 182L151 184L149 181V184L152 186ZM182 183H180V184H182ZM101 184L102 183H100V186H101ZM147 184H148V182L145 183L146 186H147ZM150 185H149V187H150ZM158 185H160V184H158ZM218 185L221 186L222 188L219 187L220 189H218ZM152 186H151V188L154 187V186L153 187ZM104 187L105 186H103L102 189ZM105 188H108V187H105ZM225 188H228V187H225ZM241 188H242L241 189L242 191H245V190H243V187H241ZM203 189L210 191V193L207 194V193L203 192ZM147 190H148V187H147ZM180 190H181V188H180ZM228 190H230V189H228ZM114 191H116V189ZM174 191H176V190H174ZM238 191H239V189H238ZM253 192L256 193V189ZM191 193L189 192L187 194H191ZM261 193H263L262 195L264 196V189H263V192H261ZM261 193H260V196L258 193H256V194H258L257 196H259L258 198H260L262 196ZM224 194H226V192ZM251 194L252 193H250V195ZM177 195L179 196L180 194H177ZM240 195H242V194H240ZM193 197L191 198V196H189V198H191V200L193 199ZM205 197H202V200ZM243 197H245V196L243 195L241 197L242 199L239 198V201L241 199V200H244V202L246 203L245 198H247V197H245L244 199H243ZM248 197L251 199V196H248ZM27 198H29L30 200L29 199L27 200ZM183 198H186V197L183 196ZM189 198H188V200L190 201V203L188 204L189 201H187V205L189 206L188 208H190V206H195V205H193V203H191V200ZM218 198L222 199L221 197H218ZM31 199H32V201H31ZM232 199H228V200L230 201ZM193 200H192V202H193ZM225 200H224V202L226 205L228 201L226 202ZM233 200H235V198ZM251 200H248L249 203H251L250 202ZM263 200H262V203L264 202ZM29 202H30V204H29ZM224 202H221V205H222L221 207H223ZM236 202L239 203L238 201H235L234 202L235 205H233V207L230 206L233 210V213H234L233 215H231V214L230 215L235 218V222L233 223V220L230 217H228L229 215L227 217L223 215V218H222V220H220L219 225H218V222H219L218 218H217V221L216 220L214 221V222H217V224H216V225H218V226H216V228L218 227L217 230L215 228H213L214 229L213 230V229H211L212 227H209L210 226L209 223H212V220H213V217L210 216L211 214L210 215H208V214L203 215L205 210H208V209L210 210L209 205L205 206L203 208V210L205 209L204 211L201 210L202 208L200 209L201 210L200 213L203 212V214L202 213L201 214L203 215V217H205V219H202V220L206 221V223H208L207 225H209L208 227H206V231L203 229V225H201V226H202V229L204 231L202 229H201L202 231L201 230L199 231L201 226L199 227L198 224H194V225L189 224V226H188L187 224L190 223V221L185 223V219L188 218L186 216L187 218L185 217V219H184V216H185L184 212L186 210L182 211L183 214L181 213L183 217L179 216V221H180V219H183L184 221L182 220L183 222L182 221L180 222L181 225L179 224V226H177L179 222L176 223L178 221V218H177L178 216H177V214H175V219H177V220H175L176 226L175 225L174 226L177 227L178 230L183 233V234H180L179 241H176V246L179 245L178 247H182L184 241H186V242L188 241V243L192 242V240H188L189 235L191 236L192 239H194L195 236H197V238H195L194 241L196 242V239H197V241H200L199 243L196 242L195 246H193L194 244L192 245L193 247L189 244H187V246H186V247L190 246V252L189 253L187 252V253L189 254V256L191 258L193 257L192 260L194 259V261L197 262V264H244V262H243L244 257L243 256H245L247 254L248 250L245 251L246 252L245 255H242V252L244 249V247H243L244 245H242V242L245 238V234H242L239 231V229L243 230L245 227L243 228V225H240V228H239L237 216H240V215H238L240 213L237 212L238 204ZM244 202H240V203L244 204ZM27 203H28V205H31V206H28ZM31 203H33V204H31ZM202 203L205 205L204 201ZM179 204H182V203H178L177 207H179ZM187 205H186V207H187ZM228 205H230V204H228ZM182 206H184V209H185V204ZM182 206H180V208ZM262 206L264 207V204ZM221 207L218 206V208L216 207V209L219 211L221 209ZM225 207H227V206H225ZM193 208H195V207H193ZM196 208L198 209V207H196ZM49 209H50V211H49ZM181 209H179V210H181ZM227 209H228V212H230L229 206ZM34 210H36V213ZM192 210L193 209H191L190 211H187L186 213H188V212L190 213ZM225 210H226V208H225ZM239 210H240V208H239ZM222 211L224 212V209H221V212H218V213L221 214ZM195 212L197 213L196 209H195ZM195 212L193 210V213H195ZM210 212H212V208H211ZM134 214H136V212ZM178 214L180 215V213H178ZM201 214H199V215L202 218ZM112 215H115V214H112ZM190 215H193L192 212ZM127 216H128L127 218H130L129 215H127ZM130 216L135 218V216H132V215H130ZM142 216H143V214H142ZM122 217H123V220L126 221L125 224H127L128 227L130 224L133 225V223H135L134 226L136 228L137 222H132V218L129 219L130 224H128L129 221L127 220V218L125 217L126 218L125 219L124 215ZM200 217H199V219H200ZM119 218L121 220L120 215H119ZM119 218H118V220H119ZM243 218H244V220H246L245 216ZM136 219H137V221H138V219H141L140 221H142V218H140V217L135 218V220ZM190 220H191V218H190ZM192 220H193V218H192ZM186 221H188V220H186ZM239 222H241V220ZM243 222H241V223H243ZM170 224H169V226H170ZM172 224H174V223H172ZM185 224H186V226H185ZM32 225H33V227H32ZM182 225L185 226L186 229H187V226H188V228L192 226L194 229H197L199 227L198 228L199 232L197 230L192 229V227H191V231L193 230L192 233H194L196 231L198 232L197 234L196 233L193 234L194 235L193 236L190 234L191 233L190 229L184 230V227ZM212 225L215 226L214 223H212L211 226ZM134 226H132V234L130 232V227H129V230H128L129 235L132 238L133 233L137 232V233H135L137 235L139 232V238H137V236H138L137 235L136 239L140 240V236H142L141 232H143L144 229H142L143 231H141L139 229L142 227L137 226V227H139V229H137L139 231H137V230L135 231ZM169 226L168 227L166 226V227L169 228ZM241 226H242V228H241ZM246 226H247V224H246ZM30 228H32V230H30ZM46 228H47V226L43 227L41 229H42V231H45ZM121 228H122V225H121ZM163 228L166 231L162 230V228H161V230L163 232L168 233V231H167L168 229L165 228V226ZM170 228H171V226H170ZM170 228H169V230H170ZM122 229L124 230V228H122ZM125 229H126V225H125ZM161 230H159V232ZM178 230H176V231H178ZM156 231H158V230H156ZM162 231H161V233H162ZM247 231L248 230H246V232ZM128 232L126 229L125 233L128 234ZM170 232L172 233L174 231L171 230ZM32 234H33V236H32ZM143 234H145V231ZM122 235H125V234L123 233ZM149 235L147 234L148 237H149ZM158 235H157V237H159V236L161 237V235H159V236ZM178 235H179V232H178L177 236ZM130 236L128 238H130ZM166 236L170 237L171 234H169V235L167 234ZM181 236L184 237L182 240H181V238H182ZM144 237L146 238L145 235H144ZM177 238H174V239L171 238V240H172L171 243H174L173 241L176 240ZM146 239H148V238H146ZM152 239H154V238L152 237ZM155 239H154V242H157ZM167 239H169V238L167 237ZM137 240H136V242H137ZM162 241H164V240H162ZM168 241L170 242V240H168ZM42 242H43V240H42ZM140 242H142V240H140ZM186 242H184V243L186 244ZM45 245H46V242L44 245H41V247H45ZM29 246H31V248H28ZM171 246H169V247L171 248ZM176 246H174V248ZM172 250H173V247H172ZM178 251H180V250L170 251V252H172L171 253L172 261L170 263H168V261L166 260L167 261L166 264H182V262H183L182 257L179 255ZM181 251H182V249H181ZM180 253H183V251ZM37 254H36V257H38ZM41 254H42V256H41ZM249 255H250V253H249ZM251 255H250V257H251ZM253 255H254V253H253ZM167 256L170 258V256L168 254H167ZM185 256H183V257L185 258ZM241 256L243 258V261L241 260ZM246 256H248V255H246ZM260 256H261V254H260ZM256 257H257V255H256ZM191 258H190V260H191ZM258 259H259V257H258ZM258 259H256L257 260L256 263H258ZM35 261H37V259ZM185 261H187L186 258H185ZM262 261H264V260L262 259ZM13 262H11V263H13ZM18 262H17V264H18ZM43 262H45V263L47 262L46 264H49L50 260H48V257H47L46 261L44 259ZM188 263H189V261H188ZM192 263H193V261H192ZM245 264H248V262Z\"/></svg>",
    "mask_w": 264,
    "mask_h": 264
}]
</instances>
